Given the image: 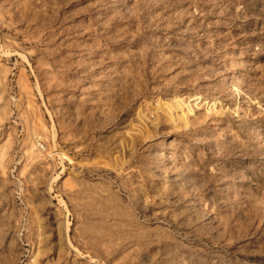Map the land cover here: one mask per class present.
<instances>
[{"label":"rangeland","instance_id":"obj_1","mask_svg":"<svg viewBox=\"0 0 264 264\" xmlns=\"http://www.w3.org/2000/svg\"><path fill=\"white\" fill-rule=\"evenodd\" d=\"M0 264H264V0H0Z\"/></svg>","mask_w":264,"mask_h":264},{"label":"bare ground","instance_id":"obj_2","mask_svg":"<svg viewBox=\"0 0 264 264\" xmlns=\"http://www.w3.org/2000/svg\"><path fill=\"white\" fill-rule=\"evenodd\" d=\"M173 112V111H172ZM172 115H173V113H172ZM175 115V114H174Z\"/></svg>","mask_w":264,"mask_h":264}]
</instances>
